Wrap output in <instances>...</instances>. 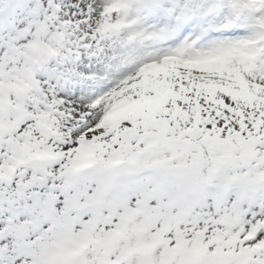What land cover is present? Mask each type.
Returning <instances> with one entry per match:
<instances>
[{
    "label": "snow or ice",
    "instance_id": "snow-or-ice-1",
    "mask_svg": "<svg viewBox=\"0 0 264 264\" xmlns=\"http://www.w3.org/2000/svg\"><path fill=\"white\" fill-rule=\"evenodd\" d=\"M0 264H264V0H0Z\"/></svg>",
    "mask_w": 264,
    "mask_h": 264
}]
</instances>
